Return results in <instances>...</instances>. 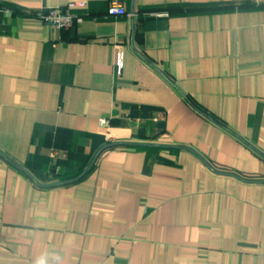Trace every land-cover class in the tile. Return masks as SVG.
Listing matches in <instances>:
<instances>
[{
	"label": "crops",
	"instance_id": "crops-1",
	"mask_svg": "<svg viewBox=\"0 0 264 264\" xmlns=\"http://www.w3.org/2000/svg\"><path fill=\"white\" fill-rule=\"evenodd\" d=\"M111 1L0 0V264H264V3Z\"/></svg>",
	"mask_w": 264,
	"mask_h": 264
},
{
	"label": "built area",
	"instance_id": "built-area-1",
	"mask_svg": "<svg viewBox=\"0 0 264 264\" xmlns=\"http://www.w3.org/2000/svg\"><path fill=\"white\" fill-rule=\"evenodd\" d=\"M253 2L257 5L264 3V0H253ZM85 4L84 1H72L69 2V6H83ZM10 10V8L6 5L0 3V11L6 12ZM129 12L126 6L118 1L113 0L107 7L105 16L109 17H119L128 15ZM142 14H150L155 16H167L170 14L168 11H159V10H146L142 12ZM33 15L39 19H41L46 24L58 29H69L75 24H80L84 21L85 15L80 13H73L68 9H64L60 6H49L46 9L38 10L33 12ZM101 123L103 125H108V118H101ZM57 155L56 151L51 152V156L55 157Z\"/></svg>",
	"mask_w": 264,
	"mask_h": 264
},
{
	"label": "water",
	"instance_id": "water-1",
	"mask_svg": "<svg viewBox=\"0 0 264 264\" xmlns=\"http://www.w3.org/2000/svg\"><path fill=\"white\" fill-rule=\"evenodd\" d=\"M120 143H127V142H114V143H109V144H106L104 146H102L98 152L95 154L93 160L91 161V163L87 166V168L80 174V176H78L77 178L81 177L82 175H84L95 163V161L97 160L98 156L100 155V153L107 147L109 146H113V145H116V144H120ZM130 143V142H129ZM134 144H137V143H134ZM26 171V170H25ZM30 176L31 178H33L34 180H36L30 172L26 171ZM77 178H74V179H71V180H65V181H59L57 183H65V182H69V181H72V180H75Z\"/></svg>",
	"mask_w": 264,
	"mask_h": 264
},
{
	"label": "clouds",
	"instance_id": "clouds-1",
	"mask_svg": "<svg viewBox=\"0 0 264 264\" xmlns=\"http://www.w3.org/2000/svg\"><path fill=\"white\" fill-rule=\"evenodd\" d=\"M37 264H47V261L44 258H41L39 261H37Z\"/></svg>",
	"mask_w": 264,
	"mask_h": 264
}]
</instances>
